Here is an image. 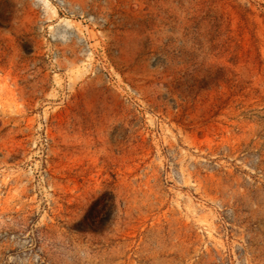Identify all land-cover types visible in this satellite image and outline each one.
Masks as SVG:
<instances>
[{
    "label": "rangeland",
    "instance_id": "rangeland-1",
    "mask_svg": "<svg viewBox=\"0 0 264 264\" xmlns=\"http://www.w3.org/2000/svg\"><path fill=\"white\" fill-rule=\"evenodd\" d=\"M0 264H264V0H0Z\"/></svg>",
    "mask_w": 264,
    "mask_h": 264
}]
</instances>
